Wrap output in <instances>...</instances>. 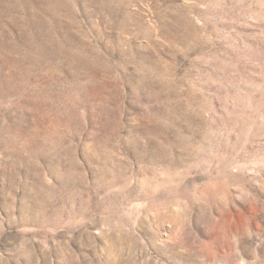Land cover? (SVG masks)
<instances>
[{
  "label": "rangeland",
  "instance_id": "obj_1",
  "mask_svg": "<svg viewBox=\"0 0 264 264\" xmlns=\"http://www.w3.org/2000/svg\"><path fill=\"white\" fill-rule=\"evenodd\" d=\"M0 264H264V0H0Z\"/></svg>",
  "mask_w": 264,
  "mask_h": 264
}]
</instances>
